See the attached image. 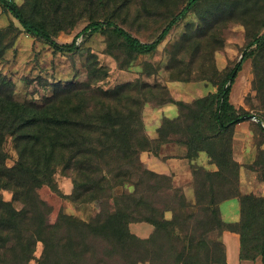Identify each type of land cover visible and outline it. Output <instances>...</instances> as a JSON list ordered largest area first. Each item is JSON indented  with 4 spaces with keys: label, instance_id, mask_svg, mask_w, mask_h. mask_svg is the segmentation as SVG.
I'll list each match as a JSON object with an SVG mask.
<instances>
[{
    "label": "trees",
    "instance_id": "1",
    "mask_svg": "<svg viewBox=\"0 0 264 264\" xmlns=\"http://www.w3.org/2000/svg\"><path fill=\"white\" fill-rule=\"evenodd\" d=\"M133 1L27 0L17 6L0 0V7L12 15L20 30L55 53L72 54L79 49L78 38L110 33L118 40L114 50L129 58L125 62L115 55L119 69L152 54L190 14L196 15L198 23H188L190 31L183 33L180 44L165 51L168 81L204 82L215 88L191 102L176 101L165 85L142 80L154 73L140 71L133 81L103 89L99 83L107 78L108 70L90 53L84 80L76 77L57 83L40 102L18 101L13 82L0 73V264H226L223 243L211 235L221 229L239 235L241 260L259 259L264 264V196L240 192V165L231 145L235 126L251 116L264 139V107L262 115L251 114L230 101L232 84L249 59L252 91L264 101V0H145L153 7H180L147 41L109 15L90 19L68 43L57 42L45 24L47 15L64 22L73 18L78 7L127 8ZM229 22L252 28L246 31L248 41L239 60L223 74L214 68L215 59L210 56L212 73L193 74L186 56L194 58L199 51V56L204 52L207 58V52L220 49L221 40L210 50L201 46V40L211 41L214 37L208 30H220ZM15 37L5 39L0 29V64ZM165 104H174L178 115L163 119L157 138L150 139L143 110L147 105ZM173 133L183 136L173 141L185 149L191 197L174 184L173 175L135 163L142 152L158 156L163 146L172 144ZM256 149L255 163L263 164L264 142ZM201 153L215 171L196 163ZM57 174L71 180L69 195L60 192ZM42 187L76 206L96 204L98 209L87 219L60 211L50 223L52 207L39 196ZM3 192H9L11 200H5ZM234 198L239 202L240 219L227 224L221 220L219 204ZM134 224H146L152 231L140 238L130 231ZM38 243L42 250L35 257Z\"/></svg>",
    "mask_w": 264,
    "mask_h": 264
},
{
    "label": "rangeland",
    "instance_id": "2",
    "mask_svg": "<svg viewBox=\"0 0 264 264\" xmlns=\"http://www.w3.org/2000/svg\"><path fill=\"white\" fill-rule=\"evenodd\" d=\"M8 1L17 6H22L27 3V0ZM175 5L176 4L153 7L145 0H134L131 6L127 8L116 7L115 5H110L109 7H94V10L88 7H78L75 9L76 14L73 18L69 17L67 21L64 22H60L58 17H54V15L46 16L44 13L43 16L47 17L45 19V24L47 23V27L53 34L54 39L59 43L70 42L75 35L87 25L90 19L102 18L104 15L112 16L113 19L130 31L134 36L141 41H147L153 38L166 23L167 18L180 8ZM63 8L64 7H62V9ZM147 11L153 12L156 15H147ZM212 15H214V13H212ZM36 17H39V15L36 14ZM74 20H76V22L71 28L69 27L66 30H61L62 28L68 27L69 23ZM198 21L196 15L190 14L152 54L139 56L130 64V67L119 69L116 57L125 62H127L129 58L117 52V50H114L115 47H118V40L110 33H96L86 39L80 37L77 39L79 49L76 52L72 54H59L55 53L41 40L27 35L20 30L21 28L18 22L12 15L0 7V29L2 30L4 38L8 40L13 37V35H16L12 46L5 52L4 61L0 64V73L13 82L14 97L18 101L33 99L36 102H40L44 96L52 94L55 84H66L76 77L80 80H84L86 77L85 63L90 53L96 58L99 65L108 70L107 78L99 83V86L103 89L110 90L126 82L133 81L140 76V71H144V73H154L151 77H142V80L151 85L155 83L165 85L168 81V74L165 66L167 61H169L168 56L165 55V51H171L170 46L176 44V42L180 44L183 33L190 31V27L187 26L188 23L192 22L193 24H197ZM251 29V27L245 28L238 23L233 24L229 22L220 30L217 28L208 30L209 34L211 33L214 38H211V41L209 40L207 43L201 40V46L210 50L218 45L217 40H221L222 46L220 49L214 51L215 53L213 52V54L207 52V58H203V56H206L204 52H202V56H199V51H197L194 58L187 55L185 63L188 64L191 62L189 68L193 74L202 73L208 75L212 73L213 61H210V56H213L215 59L214 68L217 69V71H221L219 73L231 69L239 60L242 49L248 41L246 38V31ZM247 68L250 70L251 75H253L250 59L244 63L242 70L238 73L232 84L230 101L232 103V101L234 102L236 99L240 100L243 97L245 109H248L251 114L262 115V108L264 107L262 98L260 97L257 99L254 91L246 93V95L238 91L241 87L240 82L243 84L248 81ZM174 85H176L175 87H181V89H183L179 98L183 101L204 96L211 92L213 88L211 85L205 84L204 82H180ZM153 107L155 106L147 105L143 110V123L151 120L149 116L151 115V111H155ZM151 108H153V110ZM168 108L161 109L157 113H167V115L175 113V108L173 106H169ZM249 120H251V122L253 121L252 134L258 146L261 142H264L263 136L255 125V119ZM149 132H151V130H149ZM231 145L233 147V152L238 148L240 149L242 146L235 140H232ZM171 151V148L166 150L162 147L160 152L161 154H163V152H165L164 154H168L171 153ZM10 153L14 156L11 150ZM261 158L264 160V155H262ZM139 162V160L135 159L136 164ZM8 164L11 165L12 160H9ZM156 170H160V167L156 168ZM249 174L256 176V185L254 189L252 188L253 191H256V195H262L264 193V163H257L254 172ZM55 180L62 194L69 195L72 192V183L69 178L57 174ZM179 180L178 182L176 181V184L179 185V187H184V193L187 197H191L189 196V188L186 187L188 184L184 181L185 179L181 178ZM260 186L262 188H259ZM38 193L41 199L52 207V212L49 217L50 223L55 222L60 211L81 219H87L98 209L96 204L76 206L70 201L62 199L47 187H42L38 190ZM3 198L5 200H11V194L9 192H3ZM150 230L152 231L151 227L146 224H134L130 226V231L138 237L148 236L147 232ZM211 235L214 237L213 233ZM41 250L42 245L38 243L36 245L35 257H39ZM31 264H34V261L31 262Z\"/></svg>",
    "mask_w": 264,
    "mask_h": 264
},
{
    "label": "crops",
    "instance_id": "3",
    "mask_svg": "<svg viewBox=\"0 0 264 264\" xmlns=\"http://www.w3.org/2000/svg\"><path fill=\"white\" fill-rule=\"evenodd\" d=\"M247 78L248 81L242 84L238 91H241L246 95V93H250L252 91V80L253 75H251L250 70L247 68ZM175 83L180 82H166L165 86L168 89L171 97L176 101H183L180 100V94L183 89L181 87H175ZM206 86V85H205ZM215 89L212 88V91L209 93H212ZM207 95V94H206ZM204 95V96H206ZM201 96V97H204ZM200 98V97H197ZM196 98H193L191 100L183 101V102H191ZM232 104L236 107H244L243 103V97L242 99L236 101H232ZM169 106H173L175 109V113L171 115H167V113H157L159 110L168 108ZM155 111H151V120L149 122H145V130L146 134L150 139H156L157 138V129L160 127L161 122L163 119H174L178 115V109L174 104H165L158 107H153ZM153 108H151L153 110ZM169 109V108H168ZM171 110V109H169ZM169 113V112H168ZM252 122L251 120L241 122L237 124L234 128L233 133V140H235L238 144H241V148L234 151V158L237 161V163L240 165L239 170V187L240 192L242 194H248L253 193L256 194V191H253L254 186L256 185V176L250 175L249 173H253L257 163H255V156H256V144L254 135L252 134ZM151 130V132H149ZM181 133H173L170 135V139H172V144L163 146L164 149L169 150L171 148V153L161 154L159 152L158 156H154L151 153L148 152H142L139 153L136 157L137 160L140 162L139 165L147 168L148 170H151L153 172H156L158 174H164V175H173L174 176V184L176 186H179L176 184V181H180L179 179L183 178L184 181L189 184L192 181V176L189 168V164L186 159H184V152L185 149L182 147V145L175 143L173 140H180L182 139ZM263 148V146H262ZM196 163L198 165L203 166L204 168L208 169L209 171H215V166H212L208 163V159L205 156V154L201 153L199 154L198 158L196 159ZM163 165V166H161ZM160 170H156V168H159ZM252 167V168H251ZM252 184V185H251ZM187 187V186H186ZM249 189H248V188ZM184 188V187H183ZM247 188V189H246ZM253 188V189H252ZM259 188H262L261 186ZM253 191V192H252ZM187 196V195H186ZM189 196H192V192L189 189ZM264 196V193L261 195ZM219 212L221 220L224 223L231 224V223H237L240 219V211H239V202L236 198L230 199L227 201H224L219 204ZM148 236L151 233V230L147 232ZM148 236H143L140 238H146ZM213 236L217 237L221 240V242L224 245L225 248V262L226 264H261L259 259H255L254 261H248V260H241L239 256L240 252V240L239 235L235 232L228 231L226 229L215 230L213 232Z\"/></svg>",
    "mask_w": 264,
    "mask_h": 264
},
{
    "label": "water",
    "instance_id": "4",
    "mask_svg": "<svg viewBox=\"0 0 264 264\" xmlns=\"http://www.w3.org/2000/svg\"><path fill=\"white\" fill-rule=\"evenodd\" d=\"M249 119H255V118H253V117L251 116V117H249Z\"/></svg>",
    "mask_w": 264,
    "mask_h": 264
}]
</instances>
